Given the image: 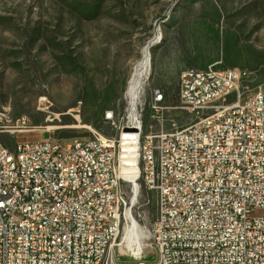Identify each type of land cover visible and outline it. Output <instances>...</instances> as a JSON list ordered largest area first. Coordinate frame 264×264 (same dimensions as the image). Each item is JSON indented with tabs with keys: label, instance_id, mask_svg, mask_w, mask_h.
Masks as SVG:
<instances>
[{
	"label": "built area",
	"instance_id": "2783aa9c",
	"mask_svg": "<svg viewBox=\"0 0 264 264\" xmlns=\"http://www.w3.org/2000/svg\"><path fill=\"white\" fill-rule=\"evenodd\" d=\"M248 78L217 63L188 68L181 102L209 115L166 129L156 89L151 110L160 128L139 131L137 110L127 118L136 180L156 194V264H264V85L245 93ZM31 131L26 119L13 129L0 122V134L15 142L10 149L0 141V264H119L115 242L129 222L136 229L120 170L129 167L123 134L93 130L62 146L52 138L17 142Z\"/></svg>",
	"mask_w": 264,
	"mask_h": 264
},
{
	"label": "rangeland",
	"instance_id": "374dc122",
	"mask_svg": "<svg viewBox=\"0 0 264 264\" xmlns=\"http://www.w3.org/2000/svg\"><path fill=\"white\" fill-rule=\"evenodd\" d=\"M74 1L0 0V108L33 128L17 134V142L89 138L93 130L120 139L132 113L129 81L146 52L151 64L137 105L144 134L160 128L151 110L156 89L164 94L166 129L211 113L190 112L181 102L188 68L244 69L245 93L264 85V0H106L94 20L74 13ZM99 110L103 116L93 115ZM0 141L15 146L7 133ZM124 178L135 185L123 181L141 234L127 241L128 223L113 247L116 261L156 264V194L136 173Z\"/></svg>",
	"mask_w": 264,
	"mask_h": 264
},
{
	"label": "bare ground",
	"instance_id": "6f19581e",
	"mask_svg": "<svg viewBox=\"0 0 264 264\" xmlns=\"http://www.w3.org/2000/svg\"><path fill=\"white\" fill-rule=\"evenodd\" d=\"M148 53L149 52H146L144 57H142L143 59L140 62L138 61L136 68L134 67L135 71L133 70L134 72L130 78L129 85H128L127 95H128L129 102L131 105L132 113H131L130 118L132 119L136 118L138 100H139V97L142 91V87L144 86L145 80L147 78V74H148L150 64H151L150 62L151 56L149 57ZM155 92L156 90L153 91L151 103H155ZM22 120L23 118L22 119L18 118L17 120H14V118L11 116L8 110H6L5 108H0V122L4 123V128L13 129L15 128V126L21 125ZM139 131H142L140 123H139ZM128 136H129L128 134L123 133V138L125 140L129 138ZM125 140L123 141V143H125ZM63 144H64V140L55 139V146H62ZM123 149L126 152L125 156H127V159H123L122 162H125V164H129V167H126L124 165L122 167L123 168V178H124V175L126 176L132 175L134 173H136L137 175L138 174V168H137L138 167V146L125 144V146L123 145ZM13 168H20V160H13ZM125 181L131 182L126 179ZM140 234L141 233L138 232L136 229H134V227H130L126 234V240L134 241L136 243L137 238L140 236Z\"/></svg>",
	"mask_w": 264,
	"mask_h": 264
},
{
	"label": "trees",
	"instance_id": "16d2710c",
	"mask_svg": "<svg viewBox=\"0 0 264 264\" xmlns=\"http://www.w3.org/2000/svg\"><path fill=\"white\" fill-rule=\"evenodd\" d=\"M106 0L80 1L75 0L70 3L71 10L82 20H94L101 16L102 7ZM93 115L103 116V111L94 112Z\"/></svg>",
	"mask_w": 264,
	"mask_h": 264
}]
</instances>
